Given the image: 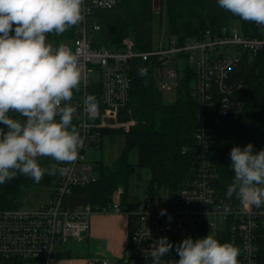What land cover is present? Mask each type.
I'll list each match as a JSON object with an SVG mask.
<instances>
[{
    "label": "built area",
    "instance_id": "1",
    "mask_svg": "<svg viewBox=\"0 0 264 264\" xmlns=\"http://www.w3.org/2000/svg\"><path fill=\"white\" fill-rule=\"evenodd\" d=\"M117 3L118 0H84V19L75 25V36L61 43L73 50L82 67L79 88L66 103L77 108L74 117L84 143L76 160L59 166L56 185L45 204L35 209L0 208V264H50L55 245L68 237L80 240L89 229L93 213L122 212V187L117 188L111 204L102 210L88 202L83 203L80 196H74L75 189L96 178L86 152L104 139V130L124 133L136 123L132 116L122 118L130 95L132 59H165L161 70L164 81H160L159 86L163 91H170L177 84L175 57L178 54L195 57L193 87L201 119L194 134L198 157L196 178L192 185L176 191L168 202L164 199L161 206L148 200L127 213L133 222L127 257L120 261L93 257L87 264H152L151 251L158 245L157 240L161 237H167L171 242L175 237L183 239L182 230L195 238L208 234L216 239L219 232L230 230L231 238L236 237L241 243V264H264L258 255L261 246L256 234L257 229L264 228V206L249 207L240 200L229 206L216 196L210 184L212 172L208 162L212 139L204 122L207 109L216 99L220 114L241 110L243 104L237 92L243 84L232 77L233 71L238 68L243 52L253 56L264 48V26L257 25V35L244 36L233 23L222 25L214 31L205 30L182 44L172 39L165 47L159 44L147 51L135 50L130 37L122 40L119 49L104 48L95 43L100 30L95 13L103 8L111 9ZM51 44L54 47L60 45ZM88 95H94L97 101V108L91 113L85 105ZM161 209L167 214L161 215ZM161 260L163 264H170L169 253Z\"/></svg>",
    "mask_w": 264,
    "mask_h": 264
},
{
    "label": "trees",
    "instance_id": "2",
    "mask_svg": "<svg viewBox=\"0 0 264 264\" xmlns=\"http://www.w3.org/2000/svg\"><path fill=\"white\" fill-rule=\"evenodd\" d=\"M160 3L162 9L158 14L153 0H118L115 7L96 11L100 30L96 34L95 43L104 48L119 49L122 40L130 37L135 50H150L155 47L152 37L156 22L168 37V42L173 39L178 44L201 35L205 30L214 31L222 25L232 23L244 36L259 33L254 21L240 19L219 7L216 0H160ZM74 34L75 25L63 34H48L47 38L51 43L61 44L73 38ZM241 57L232 76L243 84L237 93L241 95V110L228 115L220 114L216 99L204 115L205 126L210 129L212 139L208 155L209 170L212 172L210 184L216 196L229 206L239 200L235 194L231 198L226 196L227 188L234 178L229 157L231 148L236 145L243 147L249 142L254 145V151L264 148V48L253 56L243 52ZM189 58L187 54L175 57L177 84L174 86L175 97L172 100L164 98L159 86V70H162L165 59H132L129 69L130 95L122 110V118L132 116L136 123L124 133L103 131L104 135L110 134L106 135L110 143H115L117 134L121 135L123 146L111 161L98 159L92 163L95 180L75 189L74 196H80L83 203L88 202L94 208L102 210L111 204L117 188L122 187L121 208L122 211L125 210L128 177L132 166L149 172L144 188L145 197L141 202L153 200L161 190L172 197L176 191L192 185L198 161L194 134L201 125V119L194 94L193 63ZM142 67L147 69V74L143 76L139 74ZM9 115L19 118L16 113ZM72 124L77 130L75 117ZM132 153L135 155L134 162L130 161ZM38 160L41 167L55 171L52 174L45 173L39 183L17 173L13 179L0 184L1 209L20 207L23 197L31 190L56 185L59 166L65 162L55 161L51 157H38ZM128 219L131 232L132 217L128 216ZM256 234L261 246L258 255L264 260V228L257 229ZM217 240L221 243L230 242L241 249L240 240L231 238L230 230L219 232ZM174 256L178 257L173 246L169 258ZM238 260L241 264L240 257Z\"/></svg>",
    "mask_w": 264,
    "mask_h": 264
},
{
    "label": "clouds",
    "instance_id": "3",
    "mask_svg": "<svg viewBox=\"0 0 264 264\" xmlns=\"http://www.w3.org/2000/svg\"><path fill=\"white\" fill-rule=\"evenodd\" d=\"M222 9L245 21L264 26V0H216ZM84 0H0V184L17 173L39 183L55 169L40 166L38 157L71 162L84 140L72 124L77 108L66 103L78 90L82 67L73 50L53 46L48 34H63L84 19ZM140 75L147 69L140 68ZM91 113L94 95L85 97ZM9 113H16L13 118ZM234 172L226 196L233 194L249 207L264 206V148L254 151L249 142L229 152ZM229 209L225 207V212ZM161 215L166 210L161 209ZM171 219V217H168ZM151 251L152 264L171 252L167 237ZM175 252L176 264H240V249L214 236L182 239Z\"/></svg>",
    "mask_w": 264,
    "mask_h": 264
},
{
    "label": "rangeland",
    "instance_id": "4",
    "mask_svg": "<svg viewBox=\"0 0 264 264\" xmlns=\"http://www.w3.org/2000/svg\"><path fill=\"white\" fill-rule=\"evenodd\" d=\"M153 6L155 7V11L158 14V12H161V3L159 0L153 1ZM126 38V37H125ZM153 45L156 47L160 44L163 47H165L168 43V37L163 33V29L158 28V22L154 25V30H153ZM194 56H191L189 59L191 63H193ZM169 65V63H167ZM159 81H164V78L161 74V69L159 70ZM168 82V80H166ZM175 88V87H174ZM174 88L170 91H163V96L166 100H172L175 96ZM163 90V89H162ZM109 134V133H108ZM107 135V134H106ZM110 135V134H109ZM123 146V137L119 134L116 135V140L115 143H108V141L105 139L101 145V148H91L89 151L86 152V157L88 161L91 163H94L95 160L98 159H103L105 162H109V160L115 158L121 148ZM130 161L134 162L135 161V155L132 153L130 155ZM149 177V172L147 169L144 168H139L137 166H132L129 171V177H128V200L126 203V208L123 210L121 213H115L114 215L118 216L121 215L119 220H121L123 223L128 219L127 213H129L132 209V206L138 205L144 197V188L146 181ZM53 187V186H52ZM52 187H41V188H36L34 190H31L25 197H23V204L22 208L24 209H35L38 208L41 204H45L49 198L50 194V189ZM168 193L164 191H159L158 194L153 198V201L157 203V205L161 206L162 201L168 202ZM137 208V207H136ZM95 214L98 213H93L90 216L89 224L92 223V218ZM100 215H109L107 213H101ZM113 227V231L116 233L117 236V242L115 244L116 249L120 252L118 257L116 258H123L127 257L128 254V234H127V226L125 227V224L122 225V233H118V229L116 224L111 225ZM125 228V229H124ZM183 239L185 237L191 236L193 239H196L193 235L188 233L187 235L185 234V231H181ZM181 238L175 237L173 240V246L175 249V246L181 241ZM54 252L55 255L57 252L66 254V256L70 259L73 260V264H87V260L89 258L94 257V253L90 251V245L88 244V239L86 235L83 233L81 240L74 239L72 237H68L65 241L61 242L60 244L55 245L54 247ZM100 256V255H96ZM179 258L177 257H172L170 258V264H176V260ZM53 260V259H52ZM52 260L50 264H52Z\"/></svg>",
    "mask_w": 264,
    "mask_h": 264
},
{
    "label": "crops",
    "instance_id": "5",
    "mask_svg": "<svg viewBox=\"0 0 264 264\" xmlns=\"http://www.w3.org/2000/svg\"><path fill=\"white\" fill-rule=\"evenodd\" d=\"M155 1V0H153ZM160 1V0H159ZM155 8V7H154ZM108 135V134H107ZM108 136L105 135L104 139L100 141L96 147L101 148L103 141L107 139ZM109 143V142H108ZM94 147V148H96ZM114 159V158H113ZM112 160V159H111ZM109 160V161H111ZM144 200V199H142ZM141 200V201H142ZM137 203L138 205H133L132 210L134 211L137 209L136 207L139 206L141 203ZM101 213L95 214L92 218V223L89 224V229L84 232L88 239V244L90 245V251L94 253V257H109L115 261H120L122 258H116L119 255V251L116 249L115 244L117 240L116 233L113 231L112 224L117 226L118 233H122V225L125 224L127 226V234H128V242H129V234H130V227L128 225V220L124 221V223L119 220L121 215H114V213H107L109 215H100ZM128 215V214H126ZM125 229V228H124ZM81 240V239H80ZM127 242V243H128ZM129 245V244H128ZM100 255V256H96ZM179 258V257H177ZM52 264H73V260L68 258L66 254L57 252L56 255L52 258ZM51 262V261H50ZM87 262V261H86Z\"/></svg>",
    "mask_w": 264,
    "mask_h": 264
},
{
    "label": "bare ground",
    "instance_id": "6",
    "mask_svg": "<svg viewBox=\"0 0 264 264\" xmlns=\"http://www.w3.org/2000/svg\"><path fill=\"white\" fill-rule=\"evenodd\" d=\"M243 35H244V34H243ZM238 92H239V91H238ZM238 92H237V93H238ZM239 96H241V95H239ZM240 98H241V97H240ZM19 206H20V205H19Z\"/></svg>",
    "mask_w": 264,
    "mask_h": 264
}]
</instances>
